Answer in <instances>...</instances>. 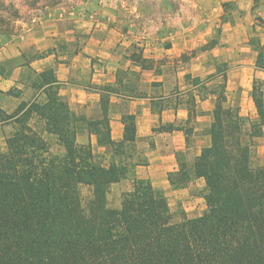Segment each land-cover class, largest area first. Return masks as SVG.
Wrapping results in <instances>:
<instances>
[{
    "label": "crops",
    "instance_id": "crops-1",
    "mask_svg": "<svg viewBox=\"0 0 264 264\" xmlns=\"http://www.w3.org/2000/svg\"><path fill=\"white\" fill-rule=\"evenodd\" d=\"M168 1L178 9L148 26L145 36L130 18L102 10L68 22L44 18L2 37L0 110L14 115L35 102H64L70 113L100 126L98 134L84 131L76 142L90 140L108 160V148L98 141L103 120L112 142L123 140L133 123L134 151L124 163L133 164L135 179L163 193L170 210L181 204L195 217L206 207L204 180L173 188L169 175L185 156L211 145L216 103L237 109L244 130L260 122L255 102L264 110V0ZM8 124H0L1 150ZM253 157L255 166L264 165V124Z\"/></svg>",
    "mask_w": 264,
    "mask_h": 264
},
{
    "label": "trees",
    "instance_id": "trees-1",
    "mask_svg": "<svg viewBox=\"0 0 264 264\" xmlns=\"http://www.w3.org/2000/svg\"><path fill=\"white\" fill-rule=\"evenodd\" d=\"M255 104L260 122L244 130L237 109L216 103L211 145L169 175L173 188L204 180L206 208L195 217H176L163 193L124 163L134 151L133 123L112 142L103 120L98 141L110 156L101 164L90 140L76 142L100 126L64 102L0 110V124L15 125L0 152V264H264V165L252 164L264 110ZM49 137L60 153L49 151ZM126 178L131 188L110 207V187Z\"/></svg>",
    "mask_w": 264,
    "mask_h": 264
},
{
    "label": "rangeland",
    "instance_id": "rangeland-1",
    "mask_svg": "<svg viewBox=\"0 0 264 264\" xmlns=\"http://www.w3.org/2000/svg\"><path fill=\"white\" fill-rule=\"evenodd\" d=\"M177 9L176 1L168 0H0V39L4 36L17 35L44 18L51 17L55 20H66L68 22L91 12L96 13L102 10L106 15L112 14L119 20L130 18L132 20L131 24L137 28L136 32H139L140 36H145V34H148V26L164 23L167 11L172 12ZM30 122L33 123L34 119ZM8 125L7 136L13 132L15 127L12 122ZM5 138L2 141L3 143H5ZM49 138H52L48 146L49 151L54 154L56 152L60 153L59 146L56 145L53 137ZM77 143L79 142L77 141ZM3 148V150L0 149V152L5 150V144ZM92 152L96 156V162L103 164L109 161L104 154L97 153L93 149ZM192 160V155H187L185 161L180 162V165L183 166V169L187 168ZM252 164L254 165V157L252 158ZM125 181L127 182H123L124 184L120 186L110 187L107 197L110 207H118L121 194L131 188L130 180L126 179ZM171 211L176 217L181 212L185 213L181 204L172 207ZM203 212L201 211L196 216L201 215Z\"/></svg>",
    "mask_w": 264,
    "mask_h": 264
}]
</instances>
